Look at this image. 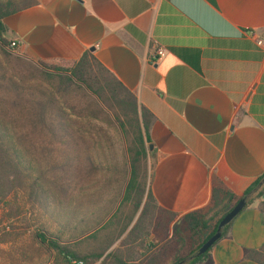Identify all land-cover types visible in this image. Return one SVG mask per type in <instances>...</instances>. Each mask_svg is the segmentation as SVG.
I'll use <instances>...</instances> for the list:
<instances>
[{"label":"crops","instance_id":"crops-1","mask_svg":"<svg viewBox=\"0 0 264 264\" xmlns=\"http://www.w3.org/2000/svg\"><path fill=\"white\" fill-rule=\"evenodd\" d=\"M34 1L4 19L6 37L34 61L92 51L153 113L149 187L161 207L183 215L208 205L214 177L242 194L264 175V0ZM263 202L197 264H260L246 252L264 245ZM156 237L131 259L171 264Z\"/></svg>","mask_w":264,"mask_h":264},{"label":"trees","instance_id":"trees-1","mask_svg":"<svg viewBox=\"0 0 264 264\" xmlns=\"http://www.w3.org/2000/svg\"><path fill=\"white\" fill-rule=\"evenodd\" d=\"M34 2L0 0V209L2 205L11 208L7 198L17 188L27 191L30 203L49 210L93 205L91 198L79 201L93 194V188L95 200L107 201L105 194L114 189L109 201L90 212L97 214L93 221L82 218L69 230L67 222L54 235L48 234L45 223L35 231V239L53 253L49 264H144L131 256L144 248L145 238L154 230L158 240L154 245L163 246L157 257L171 258V264L205 260L218 241L205 253L197 252L222 217L243 197L244 209L264 198V175L242 194L214 177L208 205L183 215L161 207L149 187L150 129L155 117L137 96L92 51L78 60L37 59L35 64L8 50L11 40L6 37L4 19ZM11 58L39 72L11 71L4 63ZM111 128L123 142L122 163L114 151ZM37 149L48 154L60 175L42 171L43 163L32 153ZM91 242L94 246L88 251L79 250ZM116 242L118 246L113 247ZM246 258L264 264V245L248 250Z\"/></svg>","mask_w":264,"mask_h":264},{"label":"rangeland","instance_id":"rangeland-1","mask_svg":"<svg viewBox=\"0 0 264 264\" xmlns=\"http://www.w3.org/2000/svg\"><path fill=\"white\" fill-rule=\"evenodd\" d=\"M8 50L16 56L24 57L37 64L36 61L23 56L17 50H12L10 47ZM4 63L5 65L7 64V67L11 71L16 70L19 73L21 72V74L23 71H26L29 75L30 73L28 70L30 69L32 73L39 72L37 69L31 68L27 63L20 62L15 58H11ZM109 134L113 137V147L115 148L114 151L117 153V159L122 163L124 160L123 142L115 129H109ZM34 142L37 143L39 140ZM33 152L34 157L39 158L43 163L42 171L44 170L48 175L61 174V170L50 163L46 152H42V150L39 149L33 150L32 153ZM19 183L20 181H18V185H20ZM93 191L94 188L90 191L93 194L90 196H81L79 199V201L83 202L91 198L94 200L93 205L81 207L75 204V207H69L67 209L52 206L49 210L46 206H42L38 203H30L27 191L22 188H17V191H14L13 194L7 198L11 208L2 205L1 207L3 208L0 209V264H49L52 261L53 253L47 251V249L35 239V231L45 223L46 229L49 231L48 234L54 235L58 233L67 222L69 230L72 229L76 221L82 218L88 217L93 221L97 217V214L92 215L90 212L94 209H98L100 205H104L103 202L106 201L95 200V192ZM113 194L114 189L108 190L104 197L109 201ZM70 209L73 211H69ZM68 233L67 231V234ZM93 246L94 243L91 242L83 246L82 249L88 251Z\"/></svg>","mask_w":264,"mask_h":264},{"label":"water","instance_id":"water-1","mask_svg":"<svg viewBox=\"0 0 264 264\" xmlns=\"http://www.w3.org/2000/svg\"><path fill=\"white\" fill-rule=\"evenodd\" d=\"M91 50H95L93 47ZM150 149H153V145H150ZM264 183V179L261 181V184ZM247 204L246 197L241 198L238 203L228 212L226 213L222 219L220 220L218 227L215 233L210 236L199 248L197 254H203L208 251L222 236V232L224 227L229 224L236 216H238L244 207ZM177 264H184V261H180Z\"/></svg>","mask_w":264,"mask_h":264},{"label":"built area","instance_id":"built-area-1","mask_svg":"<svg viewBox=\"0 0 264 264\" xmlns=\"http://www.w3.org/2000/svg\"><path fill=\"white\" fill-rule=\"evenodd\" d=\"M258 44L261 45V46H264V40H263L262 38H259V39H258ZM18 45H19V43H18L17 40L11 41L10 49L13 50V49L17 48ZM163 52H164V51H163L162 48L157 49V54L162 55ZM79 264H83V262L80 261Z\"/></svg>","mask_w":264,"mask_h":264}]
</instances>
